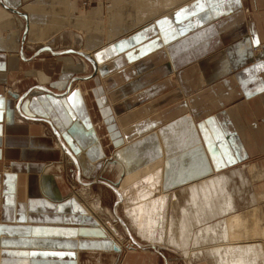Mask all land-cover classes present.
Returning a JSON list of instances; mask_svg holds the SVG:
<instances>
[{
	"label": "crops",
	"instance_id": "crops-1",
	"mask_svg": "<svg viewBox=\"0 0 264 264\" xmlns=\"http://www.w3.org/2000/svg\"><path fill=\"white\" fill-rule=\"evenodd\" d=\"M84 1L0 0V264H119L67 179L115 201L92 163L130 172L158 129L177 151L165 135L195 130L211 177L256 165L264 192V0Z\"/></svg>",
	"mask_w": 264,
	"mask_h": 264
},
{
	"label": "bare ground",
	"instance_id": "bare-ground-1",
	"mask_svg": "<svg viewBox=\"0 0 264 264\" xmlns=\"http://www.w3.org/2000/svg\"><path fill=\"white\" fill-rule=\"evenodd\" d=\"M82 63L85 70L88 69L86 61L82 60ZM150 134L143 138H149ZM159 147L156 144L134 154L128 163L131 171L121 177L126 180V186L131 184L133 191L132 196L127 189L116 192L119 202H127V206L123 204L129 228V231L125 229L126 233L134 232L140 243L153 248L173 249L181 254L185 264H262L264 257L260 250L253 244L241 243L251 241L252 229L249 216L242 220L233 211L234 206L226 192L227 178L210 177L169 195L163 190L164 166L161 162L164 152L161 153ZM190 172L188 170L186 175ZM83 188L86 189L83 193L91 190L86 185ZM181 197L185 205L179 208ZM94 209L101 211L99 201Z\"/></svg>",
	"mask_w": 264,
	"mask_h": 264
},
{
	"label": "rangeland",
	"instance_id": "rangeland-1",
	"mask_svg": "<svg viewBox=\"0 0 264 264\" xmlns=\"http://www.w3.org/2000/svg\"><path fill=\"white\" fill-rule=\"evenodd\" d=\"M90 4L93 5V2H91L90 0H85L83 7L88 8V5ZM63 45L65 47L66 43ZM25 47L28 52L33 51L30 45L26 44ZM79 61L82 64V70L86 73L88 69L85 70L81 59H79ZM56 69V73H59L60 75L61 73L59 72L58 65L56 66ZM8 88L11 89L10 87ZM86 130H88L86 131L87 133L91 132L89 136L95 139V133L91 130L89 131V129ZM192 131L186 130L184 132L179 131V129L177 128L170 134H164L166 140H177L178 138L182 137L188 142L186 147L180 151H177L181 147L176 144L175 141H172L174 142V144L172 143L171 147L170 145H168L167 141L166 143L165 141H163L164 139L161 135V130L158 129L156 131H151L150 133L152 134L150 135L152 136L147 139L143 138V140L141 139V141H138L139 147L137 145V152H133L130 156L127 155L128 163H130L131 157L134 154H139L144 150L150 147H154L156 146V144H159L161 147V153L164 152L162 153L163 160L161 162L164 166L163 190L169 192V195H171L172 193H179L184 188L189 187V185L191 186L193 184H198L201 181L209 179L212 175V172H206L207 168L204 166L203 163V158H205L206 156L205 151L203 152L202 146H200V144L196 146L194 145L197 144L198 141H196L195 139V130ZM143 141H145L144 144ZM199 146L201 148H198ZM199 150H201L202 152H200ZM169 151L175 152L172 156L175 160L173 159L170 161L172 167L171 170L173 171L172 176H166V171L169 168L168 163L166 162V160L169 158V156H167V153H169ZM114 159V156H112L109 158H105L103 161H95L94 163H92L91 169H94V167L98 166L102 168L100 169V172L98 173L97 177L93 179L100 182H109V184L111 183V185H113L114 187V190H116L115 192H117L118 190L119 193H121L127 189L129 196H132V186L131 184L126 186V180L120 177L121 167L120 164H118L119 161L117 163L113 162ZM123 167L125 169L124 165ZM188 170H191V172L189 173V175H186ZM6 171H9V167H6ZM220 173L225 174L220 176H225L223 178H227L225 185L226 192L231 198L232 205L234 206V213L239 215L242 220L246 218V216H249V224L252 229V233L250 235L251 241L246 242L244 240V243L243 241H241V243L244 245H246L247 243L249 245H255L254 248L260 250L259 252H261L264 257V192L258 186L256 188L255 185L257 181L256 165L237 163L236 165L228 167L222 171H214L213 174L218 175ZM104 176H109V181L106 180V178L104 179ZM219 177L212 176V178L215 179ZM67 183L70 188V193L72 192V196H74L79 201L85 216L90 217L94 221L95 225L102 230L107 240L111 243L113 250L119 252V254L121 255V257L119 258V264H122L121 262L125 258L127 253L134 252H137L140 255H146L145 264H185L183 258L181 257V254L179 255V253L175 252L173 249L166 247L153 248L151 246L145 245L144 243H140L137 235L134 232H129L130 235L126 233L125 229H129L128 226H126L127 222L124 217V207L127 206V202H119L120 199L118 198V196L117 198L115 196V201L117 200L118 202L115 207V214L121 220L120 222V220L116 218V215L112 214L114 212L112 211V206L114 205L115 201L114 198H112V194L107 189L99 187L101 191L96 193L99 188L94 185V188L92 187L90 188L91 190H87L85 191V193H83L86 189L79 185H76L72 181V179L68 178ZM81 189L82 193L80 191ZM103 191H105L107 195L111 198H108L106 194L103 198ZM97 201L100 202L101 211H95L94 209V205H96ZM180 203L181 204H179V208H182L183 205H185V202L182 197ZM123 204L126 205L124 206ZM176 214L177 216L180 215V209L177 210ZM85 216L82 215V217ZM137 245H139L140 247H137ZM262 264H264V261Z\"/></svg>",
	"mask_w": 264,
	"mask_h": 264
},
{
	"label": "snow or ice",
	"instance_id": "snow-or-ice-1",
	"mask_svg": "<svg viewBox=\"0 0 264 264\" xmlns=\"http://www.w3.org/2000/svg\"><path fill=\"white\" fill-rule=\"evenodd\" d=\"M206 2L211 5L212 3H219L220 0H206ZM204 3H205V0H200V3H198L197 7H200L201 9H203L204 7ZM188 10H182L180 13H177V15H182V14H185L187 13ZM264 90V89H262Z\"/></svg>",
	"mask_w": 264,
	"mask_h": 264
},
{
	"label": "water",
	"instance_id": "water-1",
	"mask_svg": "<svg viewBox=\"0 0 264 264\" xmlns=\"http://www.w3.org/2000/svg\"><path fill=\"white\" fill-rule=\"evenodd\" d=\"M13 97H16V95H12ZM116 159H114V161L113 162H118L117 160L115 161ZM118 164H120V169H121V172H120V177H122V176H124L125 175V169H124V167H123V164L121 163V162H119ZM104 179L106 178V180H108L110 177L109 176H104L103 177ZM112 179V178H111ZM109 181V180H108Z\"/></svg>",
	"mask_w": 264,
	"mask_h": 264
}]
</instances>
